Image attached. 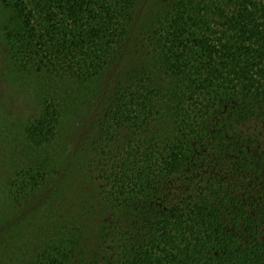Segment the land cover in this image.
Here are the masks:
<instances>
[{"label":"trees","instance_id":"obj_1","mask_svg":"<svg viewBox=\"0 0 264 264\" xmlns=\"http://www.w3.org/2000/svg\"><path fill=\"white\" fill-rule=\"evenodd\" d=\"M0 19V264H264V0Z\"/></svg>","mask_w":264,"mask_h":264},{"label":"rangeland","instance_id":"obj_2","mask_svg":"<svg viewBox=\"0 0 264 264\" xmlns=\"http://www.w3.org/2000/svg\"><path fill=\"white\" fill-rule=\"evenodd\" d=\"M0 21H1V19H0ZM0 23H1V22H0ZM0 48H1V47H0ZM0 52H1V50H0ZM1 57H2V56H1ZM1 90H3V91H4L3 87H2V89H1ZM1 90H0V91H1Z\"/></svg>","mask_w":264,"mask_h":264}]
</instances>
